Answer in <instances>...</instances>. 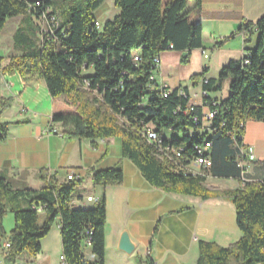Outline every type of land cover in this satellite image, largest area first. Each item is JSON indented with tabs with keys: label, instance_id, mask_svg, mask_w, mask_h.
<instances>
[{
	"label": "trees",
	"instance_id": "obj_1",
	"mask_svg": "<svg viewBox=\"0 0 264 264\" xmlns=\"http://www.w3.org/2000/svg\"><path fill=\"white\" fill-rule=\"evenodd\" d=\"M103 1L0 0V32L12 17L24 16L28 23L27 29L19 27L14 34L19 53L10 58L7 71H17L25 81L42 80L52 98L64 96L75 107L73 112L51 118L68 127L72 137H120L123 157L133 162L152 186L201 199L221 196L233 204L241 236L227 246L198 241L196 264H264V162H249L252 172L249 163L246 168L239 165L245 124L264 122V15L240 27L256 34L254 47L245 50L240 60L224 65L215 78L206 79L205 70L190 77L193 85L201 82L203 105L214 112L209 129L199 131L205 111L189 103L187 87L172 88L164 97L165 89L150 77L156 76L158 67L153 60L160 53L185 52L181 62L186 63L190 52L201 48L197 19L201 0H193L192 7L188 6L191 0H113L118 13L98 29L94 12ZM42 17L48 30H53L52 36L32 20L40 22ZM245 42H250L249 37ZM89 70L92 72L86 74ZM225 80V98L207 96L219 92ZM10 104V99H0V115ZM193 116L197 122L192 121ZM24 122L0 121V141L6 139L11 125ZM147 128L162 146L180 149L183 165H192L195 146L208 141L207 166L198 175L173 172L157 147L144 138ZM167 131L180 138H165ZM207 177L234 179L239 187L212 192L205 187ZM243 177L247 181L243 182ZM39 178L43 182L39 190L13 189L11 180L0 178V240L6 236L3 218L7 210L14 217L4 262L14 264L23 252L36 255L40 239L59 218L64 264H104V195L90 208H75L73 200L81 180L59 182L43 170ZM91 178L97 186H116L123 174L117 165L92 170ZM22 197L23 207L11 206L13 198ZM34 206H40L41 211ZM87 247L94 260L85 258ZM144 263L154 264L151 259Z\"/></svg>",
	"mask_w": 264,
	"mask_h": 264
},
{
	"label": "crops",
	"instance_id": "obj_2",
	"mask_svg": "<svg viewBox=\"0 0 264 264\" xmlns=\"http://www.w3.org/2000/svg\"><path fill=\"white\" fill-rule=\"evenodd\" d=\"M193 4V0L188 2L189 7ZM95 12L94 17L99 22L108 20L106 17L98 19ZM263 15L264 0H201L197 12L201 48L192 50L186 63L181 62L180 52L160 53L156 82L171 89L187 87L189 103L201 106L206 112L201 82L193 85L190 77L205 70L206 79L215 78L224 65L240 60L245 50L254 47L256 42L254 32L249 34L239 30L240 27L256 22ZM19 27L28 28L24 16L8 19L0 32V99L11 100L10 107L0 115V121H25L11 125L6 139L0 141V178L11 180L13 189L24 184L28 189L39 190L43 186L39 178L41 170L59 182L65 179L67 172L73 171L81 180L73 200L75 208H90L104 195V264H145L146 259L154 264H196L198 241L227 246L241 236L235 208L228 199L221 196L201 199L165 192L152 186L135 164L123 157L120 137L78 139L68 133V127L52 122L54 114L73 112L75 107L69 105L64 96L52 98L42 80L25 81L17 71H7L10 58L19 53L14 44V34ZM248 37L250 42L246 43ZM216 93L209 92L207 96L221 100L228 91L222 97H216ZM163 136L180 138L168 131ZM242 140L243 144L253 147L256 161L264 162V122L248 121ZM117 165L123 174L120 185L93 184L92 170ZM252 170L253 165L249 163L248 171ZM205 187L212 192L224 191L239 187V183L234 179L207 177ZM23 198H13L11 206L23 207ZM9 212L3 218L6 236L0 240V264H6L3 243L14 228V217ZM123 231L128 232L135 246L130 254L118 249ZM85 251L86 259H95L90 247ZM61 254L60 222L56 218L49 232L40 239L38 253L30 256L23 252L14 264H63Z\"/></svg>",
	"mask_w": 264,
	"mask_h": 264
},
{
	"label": "built area",
	"instance_id": "obj_3",
	"mask_svg": "<svg viewBox=\"0 0 264 264\" xmlns=\"http://www.w3.org/2000/svg\"><path fill=\"white\" fill-rule=\"evenodd\" d=\"M43 17H42V21H40L41 25H43L45 22V21H43ZM95 26H96V28L100 29L101 28V22H99L97 20L95 22ZM40 27H41L42 31H45V32L49 33L50 36H52L53 30H48L47 27L45 29L42 26H40ZM169 48H172V47L169 46ZM204 56L207 57V55H204ZM137 59L138 58L135 57V60H137ZM153 62L158 67L159 66V56L155 57ZM246 62L247 61H245V63ZM154 79H155L154 75L150 77V80H154ZM158 87H162L165 89L163 92L164 97H166L167 94L171 90V88H169L166 84H163V83H158ZM180 94H182L183 97H187V95L183 91H180ZM190 108H192V107H190ZM213 115H214L213 111H206L203 114L202 120H201L202 124H201L199 131L209 129L210 120L213 118ZM192 121L197 122L198 118L196 116H193ZM199 131H197V133ZM143 136L149 143H152L154 146L157 147L158 151L160 152L161 157L169 163L170 168L173 172H181L183 174L198 175V174H201L202 169L204 167H206L208 164V158L206 157V154L209 152V148H210V143L208 141H205L200 146H195L196 157L194 158L192 165L189 166V165H183L181 163L182 160H181L180 149H177V148L171 147V146H162L161 141L159 140V138L157 137V135L153 132V130L151 128H147L145 130ZM240 153L242 154V159H240L239 165H241L242 167L246 168L247 163L252 162L256 159L253 147L250 145L244 144V147L241 149ZM65 179L66 180H79L80 176L77 175L73 171H69V172H67ZM242 181L245 182L247 180L243 177ZM33 208L36 209V211H38V212L41 211L40 206L39 207L34 206ZM86 244L89 245L88 240H86ZM9 245H10V243H9L8 238H7L3 243V249L6 250L9 247ZM60 261L64 264V256L62 254L60 255Z\"/></svg>",
	"mask_w": 264,
	"mask_h": 264
},
{
	"label": "rangeland",
	"instance_id": "obj_4",
	"mask_svg": "<svg viewBox=\"0 0 264 264\" xmlns=\"http://www.w3.org/2000/svg\"><path fill=\"white\" fill-rule=\"evenodd\" d=\"M55 11L57 14H59L60 17H62L61 11L59 9V7H55ZM118 13V9L114 6L113 4V0H104L103 3L99 6V9L96 10L95 12V16L100 19L103 20L105 17L107 19H111L112 17H114V15H116ZM38 22V21H37ZM40 26H42L44 29L46 28V24L44 23L43 25H41V22H39ZM44 32V31H43ZM89 73L92 72V70L88 71ZM216 76V75H215ZM228 91V80H225L222 84V89L217 92L215 94L216 97H222L224 96ZM10 107V106H9ZM8 107V108H9ZM7 108V109H8ZM24 184L21 185V187H23ZM25 187V186H24ZM27 188V187H25ZM20 197V196H19ZM25 204V203H24ZM9 205V204H8ZM21 205V204H20ZM9 211V210H7ZM10 216H13L11 212L8 213ZM235 242V241H234ZM233 243V242H232ZM231 244V243H230ZM86 252V251H85Z\"/></svg>",
	"mask_w": 264,
	"mask_h": 264
},
{
	"label": "water",
	"instance_id": "obj_5",
	"mask_svg": "<svg viewBox=\"0 0 264 264\" xmlns=\"http://www.w3.org/2000/svg\"><path fill=\"white\" fill-rule=\"evenodd\" d=\"M187 53H182V56L185 57ZM134 244L131 242L129 234L127 231H123L121 233L119 243H118V249L125 252L126 254H130L134 250Z\"/></svg>",
	"mask_w": 264,
	"mask_h": 264
},
{
	"label": "bare ground",
	"instance_id": "obj_6",
	"mask_svg": "<svg viewBox=\"0 0 264 264\" xmlns=\"http://www.w3.org/2000/svg\"><path fill=\"white\" fill-rule=\"evenodd\" d=\"M216 105V104H215Z\"/></svg>",
	"mask_w": 264,
	"mask_h": 264
}]
</instances>
